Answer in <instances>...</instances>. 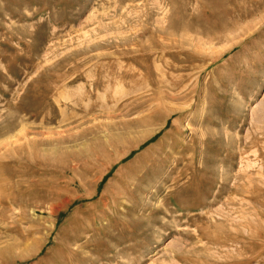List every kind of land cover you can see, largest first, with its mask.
<instances>
[{
	"label": "rangeland",
	"instance_id": "1",
	"mask_svg": "<svg viewBox=\"0 0 264 264\" xmlns=\"http://www.w3.org/2000/svg\"><path fill=\"white\" fill-rule=\"evenodd\" d=\"M3 246L264 264V0H0Z\"/></svg>",
	"mask_w": 264,
	"mask_h": 264
},
{
	"label": "bare ground",
	"instance_id": "2",
	"mask_svg": "<svg viewBox=\"0 0 264 264\" xmlns=\"http://www.w3.org/2000/svg\"><path fill=\"white\" fill-rule=\"evenodd\" d=\"M232 23V22H231ZM222 29V27L220 28V30ZM228 29V28H227ZM236 31V30H235ZM217 32V31H216ZM215 33V32H214ZM241 35V33L239 34ZM238 37V36H237ZM234 38V37H233ZM236 38V36H235ZM237 39V38H236ZM217 40V39H216ZM238 41V40H236ZM188 103V102H187ZM161 104V103H160ZM110 110V109H109ZM180 109L177 108H170L168 111V114L170 113H176L179 112ZM97 114V113H96ZM156 118V117H155ZM150 120L147 118L143 120V124L144 125H149ZM158 125V124H157ZM153 129H147L144 130L142 132V134L135 139L134 142H132L133 144L130 145L129 149L127 151H131L132 149H134L135 147H138L142 142H144L145 140H147L153 133L152 131ZM132 133V132H131ZM133 139V138H132ZM117 140V139H116ZM94 153V152H93ZM231 157V156H230ZM99 158V157H98ZM157 164V155L156 153H146L141 155L140 159L138 162H136L133 166H131V170L132 173L131 174H127L126 177L124 178V180L122 181L124 185H127L128 182H132L134 184L139 183L140 181L144 180V178L146 177V175H148L150 172L153 171V169L155 168ZM249 164V163H248ZM134 186V185H132ZM138 184L135 186V188L137 187ZM233 191L236 192L237 194H240V185L239 186H234L233 187ZM124 194H126L125 192H123ZM66 206V205H65ZM64 206V207H65ZM118 210V209H117ZM91 225V224H90ZM78 235L77 233L71 234L69 236L68 242L70 243L71 241H77L78 240ZM66 238V237H65ZM39 243V242H38ZM215 243H219L218 241H215ZM37 245V244H36ZM18 247V246H17ZM33 247V246H32ZM31 248V246H30ZM29 249V248H28ZM77 249V248H74ZM74 249H69L67 247L66 252H60L59 253V259H58V263L59 264H64V260L66 258V255H69L70 257H73L76 253V251H78V249L75 251ZM30 250V249H29ZM17 251V250H16ZM18 252V251H17ZM78 253V252H77ZM29 254V252H21V253H15L14 252V247L13 246H3L0 248V264H12V261H14V264H17V262L21 259L26 257ZM76 258V257H75Z\"/></svg>",
	"mask_w": 264,
	"mask_h": 264
}]
</instances>
